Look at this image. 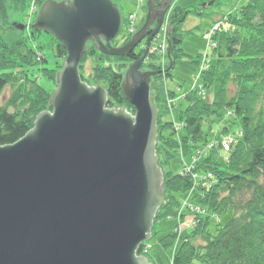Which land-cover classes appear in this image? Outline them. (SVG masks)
<instances>
[{
	"label": "water",
	"instance_id": "water-1",
	"mask_svg": "<svg viewBox=\"0 0 264 264\" xmlns=\"http://www.w3.org/2000/svg\"><path fill=\"white\" fill-rule=\"evenodd\" d=\"M42 3L32 27L56 38L66 58L51 109L35 117L22 139L0 146V264H152L136 252L150 240L165 200L155 151L158 110L150 94L151 78L161 71L140 66L172 0H149L144 25L119 48L110 46L121 26L110 0ZM165 30L172 35L170 22ZM146 37L121 84L134 116L125 107L109 109L102 81L81 82L86 43L94 40L104 55L128 57Z\"/></svg>",
	"mask_w": 264,
	"mask_h": 264
},
{
	"label": "trees",
	"instance_id": "trees-1",
	"mask_svg": "<svg viewBox=\"0 0 264 264\" xmlns=\"http://www.w3.org/2000/svg\"><path fill=\"white\" fill-rule=\"evenodd\" d=\"M7 1L0 0V21L4 26H7ZM11 2L14 14L26 9L25 0ZM204 7L201 10L172 8L169 20L173 28L174 59L184 55L180 49L181 24L191 13L201 15ZM222 22L224 27L213 37V59L201 76L204 93L194 89L185 95L187 106L179 114L183 127L180 137L176 138L172 123L158 124L156 153L162 168L168 166L177 151L191 155L194 146L206 140L203 124L207 118L217 119L219 111L231 109L239 121L242 137L231 145L226 164L221 165L214 159L211 162L206 156L197 169L210 171L212 176L210 184L198 187L200 204L209 211L230 210L232 216L213 236L209 233L208 216L199 217L190 235L181 240L171 264H264V0H248L239 11L223 17ZM94 49L95 45L84 53L80 65L81 70L84 61L92 58V73L85 78L80 71L81 78L91 83L107 81L108 107L132 110L121 91L123 74L119 62L138 60L144 51L142 46L127 58L107 56ZM42 50L37 45L35 32L28 36L15 34L10 41L0 32V94L6 87L11 91L6 105L0 107V146L17 142L32 128L40 112L50 110V92L41 82L47 86L55 84L57 70L43 66L47 60ZM52 55L57 60L66 56L57 41ZM154 58L148 56L147 71L160 70V65L152 62ZM35 66L38 77L32 79L28 68ZM165 76L169 78L170 73ZM160 78V75L153 76L151 88ZM159 89L153 95L161 105ZM8 107L13 110L9 112ZM165 131L168 136H164ZM222 131L225 133L228 129L225 127ZM163 181L165 201L155 220L175 217L179 209L177 195L193 188L191 177L169 171L164 172ZM175 236L164 240L170 238V245ZM142 253L140 246L137 254Z\"/></svg>",
	"mask_w": 264,
	"mask_h": 264
},
{
	"label": "rangeland",
	"instance_id": "rangeland-1",
	"mask_svg": "<svg viewBox=\"0 0 264 264\" xmlns=\"http://www.w3.org/2000/svg\"><path fill=\"white\" fill-rule=\"evenodd\" d=\"M112 1L117 4L122 16V27L120 29L119 36H127L125 38L117 37L110 44L111 46H121L123 45L122 41L126 42L133 35H135L130 34L129 32L131 31L129 29L133 28V25L134 27H136V30L143 25L147 10L143 5L144 0ZM25 2L26 8L29 6V4L33 3L32 10H30L29 12H26V10H24L21 13L18 12V14H14L10 9V3H12L11 0L7 1V26L2 25V21H0L1 35L6 41H10L15 37V34L28 36L29 33L32 34L33 32H35L37 45L41 47V49H43L42 54L47 60V64H43V66L53 70H59L62 65V60H57L52 55L55 41H59L56 38H52L51 34L44 31L35 30L32 27L33 22L35 21V18L37 16V9L39 6H41L42 0H25ZM247 2L248 0L172 1V7L176 6L181 9L196 8L198 10H201L202 5H205L203 13L201 15H196L194 13L189 14L180 28V33L182 34V43L180 49H182L184 55L176 59L173 69L169 72V78H166L165 75H160L161 78L158 79L154 83L153 88H151L152 94L156 93L158 88H160L159 91L161 92V99H159L162 104L160 105L159 109V119L161 120L158 121V124L160 122L177 124L176 127L174 125L173 129L175 133L177 132L179 137L182 135V132L179 131L181 125L179 121V114L187 106V103L184 99L185 95H187L191 91H194V89H196L201 94L204 93L202 88H200V69L201 67L205 68V66H208L211 62V59H213L211 58L213 55V51L210 45L213 46V44L215 43L213 40L214 30H216V26L214 25V23L219 22L228 14H233L234 12L239 11L240 8ZM167 12H170V10H168ZM133 15H135V21L133 20ZM168 15L169 13L165 14L164 22L159 33L157 34V39L154 41L156 47L163 45L162 43L164 40V30L168 22H170V20L168 21V19H166ZM128 16L129 22H126ZM13 23L25 24V30L19 31L13 28ZM140 45L144 50V45H146L145 39L141 42ZM93 46L94 42L88 41L86 43L85 52L92 49ZM164 47L166 48V45ZM149 55L150 54H148V56ZM152 56L155 57L152 62L159 64L160 69L167 68V63L161 61V58H159V56H156V53ZM144 63L140 66V71L148 70L146 63ZM130 65L131 63L128 61L119 62V66L121 67L123 76L125 75ZM38 67L41 68V65H39ZM92 68V58L89 57L86 59V61H84L82 69L80 71L85 78H88L92 73ZM28 71L32 79H37L38 73L36 66L33 68H28ZM41 84L45 86V88L49 92H51V90H55V88L57 87V83L48 84V86L45 85L44 82H41ZM170 92L174 95L171 96ZM10 96V88L6 87L0 94V107L6 105ZM164 98H170L172 99V101H174H169V103L167 104ZM128 105L131 107L129 103ZM131 108L132 110L128 109L127 111L133 113L134 108ZM12 110V107H8L9 112H11ZM218 116L219 117L217 119H215L214 116L208 117L204 122L203 131L207 132L206 140L204 142L202 141L196 144L191 155L186 156L181 151H177L173 154V158L169 161L168 166H164V168H162L163 172L169 171L174 175L179 174L180 172L185 173L188 171L186 175L192 178L193 188L185 194L179 193V195H177V197L179 198V214L177 213L175 217L162 218L158 220H155L156 218H154L150 240L147 241L148 243L146 244V246L145 244L143 246L140 245L142 246L143 254L148 255L149 262H151L152 264H171L173 255L178 249L181 240L190 235L199 217L208 216L210 222L209 233L211 236H213L216 233L217 229L225 225L232 216V212L230 210L224 212L207 210L206 207L200 204L201 197L198 192V187L200 185H208L210 184L209 181L212 179L210 171L203 172V170L197 169L199 165H201L205 157H209V160L211 162H213L214 159L217 160V162H219L221 165H224L225 161H223V157H227V163L229 154L225 150L221 151V149H219V143L221 139L229 140L230 143L233 144V142L236 143L242 137V131L238 124L239 121L238 119H235L234 113L231 109H224L222 111H219ZM225 127L228 129V131L223 133L222 130ZM168 135L169 133L165 131L164 136ZM233 136L234 138H232ZM211 152L213 154H211ZM210 161L209 163L211 164ZM200 172H203V175H201ZM173 234H176V236L172 240V244L168 245L170 243L168 240L171 239H164ZM136 255H138L137 252ZM192 264L199 263L193 262Z\"/></svg>",
	"mask_w": 264,
	"mask_h": 264
},
{
	"label": "bare ground",
	"instance_id": "bare-ground-1",
	"mask_svg": "<svg viewBox=\"0 0 264 264\" xmlns=\"http://www.w3.org/2000/svg\"><path fill=\"white\" fill-rule=\"evenodd\" d=\"M112 3H113V5L116 7V9L118 10V12H119V14H120V18H121V23H122V16H121V13H120V10H119V8H118V6H117V4L115 3V2H113L112 0H110ZM173 1V0H172ZM146 2H148L147 0H144V2H143V5H144V7L146 8V10H147V13H148V8H147V3ZM32 5H33V3H32ZM40 7L41 6H39L38 7V9H37V11H38V13H39V10H40ZM176 7V6H175ZM146 16H147V14H146ZM133 17H134V21H135V15H133ZM145 20H146V18H145ZM145 20H144V23H145ZM185 21V20H184ZM126 22H129V16L127 17V19H126ZM144 23H143V25H144ZM184 23V22H183ZM182 23V24H183ZM182 24H181V26H182ZM142 25V26H143ZM214 25H215V23H214ZM141 26V27H142ZM181 26H180V28H181ZM122 27V26H121ZM140 27V28H141ZM140 28H138L137 30H136V27H134V25H133V28H131V29H129V30H131V31H129L130 32V34H135ZM152 28H154V24L152 25ZM223 28V26H222V24L221 25H219V29H222ZM170 31H172V34H173V28H172V26L170 25ZM217 33V31L216 32H214V34L213 35H215ZM131 36V35H130ZM134 36V35H133ZM132 36V37H133ZM157 36L158 35H155L154 37H153V39H152V41H151V44H150V47H149V49H148V53L149 54H151V53H156V56H159V58H161V61H163V62H166L167 63V66L169 67L171 64H172V68H171V70L173 69V67H174V63H175V61H176V59H174V57H173V48L171 47V50H169V46H168V38H171V40H172V35L171 36H168V35H166V30H164V40H163V45H160L159 47H156L155 45H154V41L157 39ZM120 36H118V38H119ZM122 37V36H121ZM120 37V38H121ZM131 37V38H132ZM148 37V36H147ZM147 37L145 38V42L147 41ZM117 38V37H116ZM115 38V39H116ZM114 39V40H115ZM113 40V41H114ZM90 41H93L94 42V45L96 46V43H95V41L94 40H90ZM112 42V41H111ZM110 42V43H111ZM172 42V41H171ZM123 43V45H121V46H111V47H113V48H119V47H122V46H124V44H125V42H122ZM172 44V43H171ZM111 45V44H110ZM166 45V48L164 47ZM162 47V48H161ZM210 47H211V49H212V51L214 50V48H215V43L213 44V46H211L210 45ZM182 50V49H181ZM183 52V51H182ZM83 57V56H82ZM182 57V56H181ZM65 60V58L62 60V64H63V61ZM82 60V59H81ZM80 65H81V61H80V64H79V68H80ZM200 67H201V65H200ZM61 69H62V65H61V68L59 69V70H57V72H56V83H57V76H58V74L60 73V71H61ZM168 68H165V69H160V71H161V76L162 75H166L167 73H169L170 72V70L169 71H166ZM209 69V67L208 66H205V68H202L201 67V69H200V75L202 76V75H204V73H206V71ZM142 72H144V71H142ZM79 75H80V77H81V74H80V70H79ZM124 77L125 76H123V80H124ZM81 82L82 83H84V84H86L87 86H96V84L97 83H99V82H97V83H91V82H87L86 80H83L82 78H81ZM103 82V85H105V87H106V92H107V85H106V82H104V81H102ZM201 88V87H200ZM122 91V90H121ZM123 94V93H122ZM150 94L151 95H153L152 93H151V86H150ZM108 95V94H107ZM50 96H51V92H50ZM124 96V95H123ZM125 99V98H124ZM164 100H165V102L168 104L169 103V101L170 102H173L172 101V99H170V98H164ZM108 102H109V99H108ZM155 102H156V100H155ZM162 105V104H161ZM156 106H157V110H158V121L159 120H161V119H159V109H160V105H159V103L158 102H156ZM107 107H108V105H107ZM132 107V106H131ZM109 109H111V108H113V107H108ZM116 108H120V107H116ZM134 108V107H133ZM51 109V108H50ZM127 110V109H126ZM128 113H130L132 116H134V112L132 113V112H130V111H127ZM41 113V112H40ZM157 125H158V122H157ZM175 125V127L177 126V124H174ZM204 125V124H203ZM183 127H182V125H180V128H179V131L180 132H183V129H182ZM159 129V128H158ZM179 136H178V134H177V132H176V138H178ZM23 138V137H22ZM22 138H20V139H22ZM232 138H234V136L232 137ZM19 139V140H20ZM233 141H234V139H233ZM220 146H219V149H221V151H226L227 153H229V150H230V148H231V145H234L235 143L233 142V144L232 143H230V141L229 140H223V139H221V141H220ZM155 151H156V149H155ZM156 155H157V153H156ZM226 158L227 157H223V161H225L224 162V164L226 163ZM228 160V159H227ZM162 168V167H161ZM162 171H163V169H162ZM163 174H164V172H163ZM200 174L201 175H203V172H200ZM183 176V175H182ZM164 182V181H163ZM165 201V200H164ZM179 214V213H178ZM148 242L147 241H145L144 243H142L141 245L143 246L144 244H145V246H146V244H147Z\"/></svg>",
	"mask_w": 264,
	"mask_h": 264
},
{
	"label": "built area",
	"instance_id": "built-area-1",
	"mask_svg": "<svg viewBox=\"0 0 264 264\" xmlns=\"http://www.w3.org/2000/svg\"><path fill=\"white\" fill-rule=\"evenodd\" d=\"M216 28H217V27H216ZM187 172H188V171H187ZM187 172H185V173L183 172L182 174H183V175H186V174H187Z\"/></svg>",
	"mask_w": 264,
	"mask_h": 264
}]
</instances>
